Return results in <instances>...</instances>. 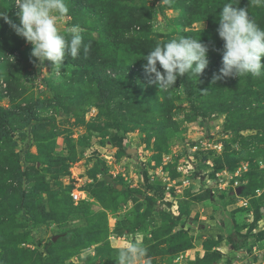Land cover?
<instances>
[{"label":"rangeland","instance_id":"374dc122","mask_svg":"<svg viewBox=\"0 0 264 264\" xmlns=\"http://www.w3.org/2000/svg\"><path fill=\"white\" fill-rule=\"evenodd\" d=\"M0 3L7 9L9 0ZM11 3L5 12L19 24ZM145 4L154 39L205 25H180L173 0ZM74 25L97 38L69 14L60 20L62 31ZM6 29L2 40L18 50L0 51V107H11L2 68L9 62L22 92L14 104L31 103L39 122L14 120L0 137V162H18L23 172L6 178L0 171V264H101L96 247L118 251L134 239L147 249L140 264H264V74L202 86L179 78L168 90L138 94L142 105L110 114L69 68L39 64L32 45ZM135 84L125 87L129 96ZM178 230L189 248L149 249L165 248Z\"/></svg>","mask_w":264,"mask_h":264},{"label":"trees","instance_id":"16d2710c","mask_svg":"<svg viewBox=\"0 0 264 264\" xmlns=\"http://www.w3.org/2000/svg\"><path fill=\"white\" fill-rule=\"evenodd\" d=\"M11 1L9 0L7 9L3 8L0 3V12L10 11ZM69 1L68 14L77 21V25L96 32L97 38L91 35L82 36L83 43L88 45V51L85 52L81 47L78 57L72 59L70 56H66L62 66L71 70L76 81L87 83L89 91L96 95V98L103 103L110 114L115 109L120 108L121 113L130 111L133 107L147 102L145 99L140 98L138 94L154 93V89L158 86L150 82L151 78L143 68L146 63L143 56L151 51L157 43L172 38L192 37L200 39L209 46L207 67L197 76L194 73L178 76L177 79L180 78L183 84H188L189 79L194 78L199 81L201 86L203 83L215 85L219 80L225 78L221 76V78L215 79L214 77L220 76L222 54L218 50L223 48L224 43L217 32L219 12L222 10L221 7L229 0H173V5L180 9V15L176 17V21L180 25L186 27L196 21H202L205 25L202 29H183L178 32L176 37L163 39H154L146 33L150 12L147 11L145 0ZM235 6L247 8L260 27L264 28V10L257 5L256 0H239V4ZM6 25L7 23L3 18H0V51L15 52V50H18L17 46L2 40L7 31ZM262 63H264V57H262ZM130 66L138 68L135 74L111 75L107 72H99V70H105L106 68L122 69ZM2 68L3 70L6 68L7 72L4 79L7 83L8 93L5 97H7L11 107H0V137L2 133L8 131L14 120H19L24 125L39 122L31 114L34 107L31 103L26 102L22 106L17 103L14 104L15 100L21 97L22 92H19L17 87L13 85V72L10 71L12 65L5 62ZM134 81H136V84L131 88L136 94L129 96L125 87ZM162 95V106L165 108L169 103L168 95ZM116 104L119 106L118 108ZM114 118L116 119V115ZM110 125L119 128L118 124L112 123ZM0 171L6 178L19 177L23 173L20 172L18 162L14 165L0 162ZM255 213L259 214L257 209H255ZM164 243L167 244L165 248H160V244L156 243L151 245L149 249H160L163 254L173 255L191 246L190 239L182 230L168 234L164 238ZM95 249L97 255H100L101 252L104 253L105 260L101 264H115L118 254L117 249L108 246H98Z\"/></svg>","mask_w":264,"mask_h":264},{"label":"clouds","instance_id":"9594fccd","mask_svg":"<svg viewBox=\"0 0 264 264\" xmlns=\"http://www.w3.org/2000/svg\"><path fill=\"white\" fill-rule=\"evenodd\" d=\"M264 5V0H256ZM20 18L19 24L0 12V18L8 23L18 36L32 45L31 56L39 64L50 61L57 70L66 56L76 59L83 43L78 26L62 31L60 20L69 13L67 0H15ZM239 0H229L221 7L217 32L224 41L220 76L260 77L264 74V28L255 21L247 8L237 7ZM208 44L200 39L181 36L172 38L148 51L143 58V68L150 82L159 90L174 87L178 76L201 74L208 65ZM154 74V76H153ZM147 257V249L140 240H133L118 249L115 264H140ZM150 264V261L148 262Z\"/></svg>","mask_w":264,"mask_h":264},{"label":"built area","instance_id":"2783aa9c","mask_svg":"<svg viewBox=\"0 0 264 264\" xmlns=\"http://www.w3.org/2000/svg\"><path fill=\"white\" fill-rule=\"evenodd\" d=\"M72 196H73V199H76V197H77V195H76V194H73Z\"/></svg>","mask_w":264,"mask_h":264}]
</instances>
